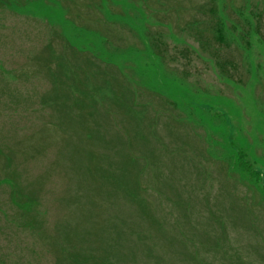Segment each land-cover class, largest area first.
Listing matches in <instances>:
<instances>
[{"label":"rangeland","instance_id":"1","mask_svg":"<svg viewBox=\"0 0 264 264\" xmlns=\"http://www.w3.org/2000/svg\"><path fill=\"white\" fill-rule=\"evenodd\" d=\"M0 264H264V0H0Z\"/></svg>","mask_w":264,"mask_h":264},{"label":"trees","instance_id":"2","mask_svg":"<svg viewBox=\"0 0 264 264\" xmlns=\"http://www.w3.org/2000/svg\"><path fill=\"white\" fill-rule=\"evenodd\" d=\"M217 28H219V27H217ZM217 31H218V29H217ZM217 35H218L219 39H222V33H221L220 30L218 31V34Z\"/></svg>","mask_w":264,"mask_h":264}]
</instances>
